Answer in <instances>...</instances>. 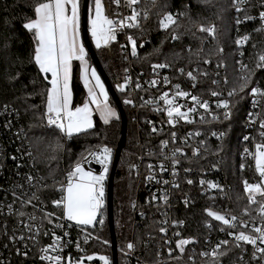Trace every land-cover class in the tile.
I'll use <instances>...</instances> for the list:
<instances>
[{"label":"trees","instance_id":"trees-1","mask_svg":"<svg viewBox=\"0 0 264 264\" xmlns=\"http://www.w3.org/2000/svg\"><path fill=\"white\" fill-rule=\"evenodd\" d=\"M45 1L0 0V126L3 132L4 126L11 127V131L2 137L6 152L0 157V166L5 157L8 164L0 168V197H12V187L18 189V172L28 168L35 180L32 185L26 183V180L20 183L23 187L37 192L48 203V199L56 198L53 186L61 180L63 173L90 151L104 145L112 148L115 154L121 137V120L113 118L105 124L93 113V128L71 138L55 128L46 126L44 112L50 76L48 73H41L33 62V33L23 28L24 23L35 18V5ZM104 3L109 12L113 13L115 6L111 0H104ZM140 7L142 11L148 10V18L142 19L141 27L129 29L128 32L138 41L146 38L148 41L140 46V57L135 61V65L146 68L151 62L164 61L174 70L181 66L184 70L194 71L198 68L200 72L207 71L206 78L199 76L196 91L205 98H212L210 90L222 92L223 98L231 103V115L228 119L223 115H219L215 120L208 117L205 122L194 125L203 129L200 135L194 136L200 154L193 156L188 148L182 155L179 184L171 190L173 198L166 209L154 206L153 203L147 204L145 198L148 192L143 187L142 177L138 176V167L143 165L140 158L147 147L154 148V153L159 154L160 142L170 131L163 127L153 132L148 119L155 118L154 114L143 105L136 110L135 107L125 104L129 94L117 89V84L122 82L124 75L125 62L119 51V41L123 40L124 35L117 33V40L112 41L109 46L97 48L91 43L126 114L128 124L127 139L118 158L112 186L116 261L117 264H128L125 259L126 243L133 239L134 253L141 259L139 264H214L213 257L200 255L206 249L203 237L211 233L212 230L207 228L209 225L214 226L215 231L219 225L225 226L208 217L207 210L235 212L242 220L252 219L256 222L262 219L254 212V208L248 205L241 183L244 176L251 174L250 166L245 164V167L241 168L242 160L236 155L242 145L240 137L245 131V114L251 106L252 97L244 93L228 97L227 93L234 87L239 92L237 60L256 72L253 86L255 81L259 80L260 87L264 89V69L255 67V57L264 52V33L258 31L261 26L258 18L236 24V19H242L243 13L235 11L232 0H155L154 5L151 0H144ZM245 7L254 17L264 10L260 7V0H251V4ZM164 13L184 14L179 16L176 25L162 30L158 18ZM201 26H214L215 38L201 32ZM173 34H178L179 39H171ZM244 35H249L250 40L243 48L238 49L235 40ZM205 60L209 63H204ZM78 63V60L72 62L73 106L80 104L85 98ZM213 80L218 83L213 84ZM129 115H136L135 122H130ZM221 132L224 133L223 137L213 135ZM9 153L15 154V158L11 159ZM19 157L23 160L15 166L14 163ZM189 178L193 183H188ZM200 179H218L222 191H204V184L200 183ZM38 182L46 186L40 187ZM244 210H247V215ZM162 217L182 220L178 227L181 234L174 236L173 240L194 241L184 246L183 253L172 245H167L164 236L159 233V221ZM101 220L103 223H99ZM10 221L11 219L7 220L9 224ZM3 227L0 231V244L8 245L12 255L11 261L6 264H38L36 246H32L30 250L18 239L10 241L8 232L11 233V227L6 226V221ZM232 230L244 231V228L237 223V228ZM88 235L90 241L86 244L85 253L104 255L108 258V264H112L106 207L90 228ZM41 237V240L46 239L43 235ZM229 241L228 245L221 248L226 255L220 256L215 264H260V259H253L245 246L236 248L235 242ZM16 248H19L21 253H17ZM91 264H100V261L95 259Z\"/></svg>","mask_w":264,"mask_h":264},{"label":"snow or ice","instance_id":"snow-or-ice-1","mask_svg":"<svg viewBox=\"0 0 264 264\" xmlns=\"http://www.w3.org/2000/svg\"><path fill=\"white\" fill-rule=\"evenodd\" d=\"M143 0H111V3L117 5V11L114 13L119 19H112L110 15L113 13L109 12L107 5L104 0H93L92 4L88 8V31L91 38L97 48L101 46H107L110 42L116 40V34L118 31L124 29H136L141 27L142 19L148 18V10H141L140 4ZM154 5L155 0H151ZM233 7L237 13H243V18H237L236 24H243L245 21H251L257 19V17L249 14L246 5L251 4V0H232ZM124 7L130 10V13L126 16H121L119 13V8ZM260 7L264 8V0H260ZM80 0H46V2H38L34 7V19H29L23 24V28L27 31L33 33L34 40V54L32 56L33 62L38 66L41 73H50L51 80L48 83L51 85L47 89V101L44 112V119H46V126L49 128H55L61 132L64 136L71 138L74 135L83 133L93 128V120L90 112V104L96 106V111L99 112L100 118L105 124L109 123L111 119L118 118L116 111L108 103V93L105 91L104 84L101 82L100 77L97 75L95 69H92L89 75L87 60L85 52V47L79 42L80 36ZM184 13H164L158 18L159 27L162 30H168L172 26L177 24V20L180 15ZM258 18L261 21V28L258 31H264V10H261L258 14ZM201 32H207L210 36L215 38V27H204L201 26L199 29ZM171 39H179L178 34H173ZM250 36L244 35L235 40V44L238 49L243 48L244 45L249 42ZM128 44L131 45V55L136 57L137 52V41L134 36L127 37ZM142 47V45H140ZM123 47V46H122ZM255 47V45H254ZM127 51V49H125ZM243 55V52H241ZM78 60L81 63V79L84 81V86L88 89L89 101L85 102L82 107L71 108V93L69 89V81L72 73V62ZM256 69H264V52L257 54L255 57ZM204 63H209L205 60ZM239 64L238 72L239 76L237 79V88L234 87L231 91H228V97H233L239 93H244L246 96L252 97V107L259 108L261 111L259 113H249L250 116H259V119L255 121L259 125L261 131V137L264 138V89L260 87L259 80L255 81V86H253V78L256 76V72L249 69L248 65L241 62ZM223 65H218V67ZM170 67L168 64H153V72L156 73L157 69H162ZM180 73H184V69H179ZM194 71L197 74H194ZM194 71L187 72V78L193 81V88L196 87L198 83L199 76L207 77V71L200 72L197 68ZM127 73V69H125ZM129 78L125 76V84H117L119 91H125L126 85L129 83ZM160 81L153 79L150 81V86L154 87L159 84ZM165 85L171 83L170 78L165 76L163 79ZM213 84H217L218 81L213 80ZM227 84V80H225ZM142 85L136 83V89H141ZM175 94L173 98H169V93L164 92L160 97L166 106L165 109H158L160 111H166L168 117L167 123L169 125L175 126L180 120H183L187 124H193L196 121L192 119L193 116L199 114V110L207 115H211L212 119H217V116L210 109V101L203 100L200 96L195 95L191 92L181 90L180 84L174 85ZM210 95L217 98L216 108L224 110V118L228 119L231 115V103L228 99L223 98L222 92L215 90H210ZM190 97L192 104L190 106L180 105L177 103V98H188ZM102 98V99H101ZM125 104H131L133 101L131 99H126ZM147 104L153 103V101H145ZM186 110H182L185 108ZM205 116L200 117V121L203 122ZM153 132L157 129L153 127ZM200 133L190 132L188 133L184 143L194 136H198ZM213 135H218L223 137L224 133H213ZM178 139L177 133H171V142L175 143ZM245 139H248L245 137ZM170 141L164 140L161 142V150L165 149ZM202 143V142H201ZM255 148L257 151L253 154V159L255 160V172L258 174V181L249 182L248 180L243 181L244 192L248 194L247 200L248 205H258L259 214L262 217V223L260 226L252 225L250 232H245L243 230L236 233L227 232V235L233 237L236 248H242L243 244H249L254 246L255 251L253 252V259H256V253H260L264 256V200H258L257 196L264 197V143L256 144ZM247 151V150H246ZM177 153H183V149L180 147L175 148L172 151V157L175 158ZM193 156H198L200 154V149H192ZM90 156L95 157L96 161L101 164L102 171L99 175L94 174L91 170H85L82 167L81 162H76L72 168L67 172L66 183L60 187V191L63 193L61 199L53 201V204L57 207L62 206L63 215L62 218L67 221H74L77 226L80 225H91L97 219V214L104 204V180L108 172V162L111 160V149L108 147H103L102 149L89 153ZM168 159V156H164ZM180 161L178 159L171 160V166L175 168ZM149 165V168H152ZM241 165V168H244ZM168 167L161 165V171H167ZM152 177H148L151 179ZM35 178L28 176V183L31 185ZM165 184L168 183L167 180L164 181ZM189 184L193 183L192 180L188 181ZM201 181V184H204ZM178 186V185H176ZM208 189H222L216 183L209 182L207 185ZM163 199L167 202V194L165 193L163 197H157L153 195L152 200ZM39 200V196L35 193L29 198L26 203L31 204L32 200ZM187 203V201L185 202ZM11 209V205H9ZM207 216L212 220L221 222L224 228L236 229L237 222L239 218L236 215L221 214L215 210H207ZM247 215V210L244 212ZM20 216H24L23 212L19 213ZM51 213H46L44 219H49ZM35 219V217H31ZM49 223L51 220L49 219ZM103 223V221H99ZM211 227V225H209ZM29 230H31L30 226ZM62 227V225H58ZM241 228H248L249 222L242 221L240 223ZM161 232H165L166 229L163 227L160 229ZM255 233V235L251 234ZM68 233H65L67 236ZM178 235V234H177ZM34 238V237H33ZM85 243L87 238H85ZM168 241H166L167 243ZM194 241L188 239H179L176 241V248L180 250L181 253L185 251V245L193 243ZM230 243L229 240H221L211 249L209 252H202V256L213 257L214 264L220 256L226 255V252L221 251L223 246ZM59 245V238L54 239L53 247ZM79 247V244H77ZM129 253L134 250L135 245L129 242L126 245ZM44 254L41 255L40 259L48 260L49 262L55 261V264H60L61 256L57 253L55 256L47 255L48 249L41 250ZM171 251V250H170ZM88 260H92V256L87 257ZM104 260V264H108L106 258L101 257ZM70 264V262H69ZM77 264H81L77 261Z\"/></svg>","mask_w":264,"mask_h":264},{"label":"built area","instance_id":"built-area-1","mask_svg":"<svg viewBox=\"0 0 264 264\" xmlns=\"http://www.w3.org/2000/svg\"><path fill=\"white\" fill-rule=\"evenodd\" d=\"M144 2V0H143ZM141 5V4H140ZM114 11L113 15H110V18L112 19H119L118 16H116L114 13L117 11V5L114 4ZM140 7V6H139ZM141 9V7H140ZM119 13L121 16H126L130 13V10L128 8L121 7L119 8ZM259 14V13H258ZM258 18V15H257ZM259 20V18H258ZM260 21V20H259ZM261 23V21H260ZM212 27V26H207ZM261 28V26H260ZM129 29H124L122 31H118L117 33H122L124 35L123 40L119 41V51L122 54V57L125 62V67L123 68V80L120 84H125V76L129 78V83L125 87V92L129 94L130 97L127 99H131L133 103L129 104L131 107H135L137 110L141 105L143 107H146L149 112L154 114L155 118H152L150 120V117L148 119L149 126L151 129L155 127L158 130L160 128H167L170 131V134L164 138V140L170 141L168 146L160 151L159 154L154 153L155 149L152 147H147L143 154L141 155L140 161H143V165L138 167L139 172L138 176L142 177V183L143 187L146 188L148 195L145 198V202L148 204L153 203L154 206H160L162 209H166L167 205L170 204L173 195L171 193V190L173 188H176L179 184V168L182 165L180 159L182 155H184L188 148H190L191 152L193 148H198L199 146L197 144V141H195L194 137L188 140L187 143H184L188 133L190 132H196L198 131L200 134L202 133L203 129L199 127H195L194 125L197 123H203L206 121L208 117L212 118L211 115H207L203 112V110H199V114L192 117L193 120L196 122L193 124H187L183 120H180L175 126L169 125L167 123V115L166 111H160L158 109H165L166 106L164 105L163 101L160 100V97L163 95L164 92L169 93V98H173L175 94V88L174 85L180 84L181 90L191 92L195 95L200 96L203 100L210 101V109L211 111L219 117V115L224 116V110L217 109L216 103L217 98H205L201 93L196 91V87L193 88V81L187 78V72L193 71V70H184V73L181 74L179 69H183L181 66L177 67L175 70L171 67H166L162 69H157L156 73L153 72L152 65L153 64H167V62L160 61V62H151L149 63L148 67L143 68L141 66H136L135 61L139 60L140 57V45H144L145 42L148 41V38L144 40H137L136 37L128 32ZM131 30V29H130ZM264 33V31H262ZM207 33V32H206ZM208 34V33H207ZM209 35V34H208ZM128 36H134L135 40L137 41V52L138 55L136 57H133L131 55V45L128 44L127 37ZM116 40H117V34H116ZM123 46V47H122ZM127 49V51H125ZM240 56V54L238 55ZM239 60H237L238 62ZM238 64V63H237ZM169 65V64H168ZM239 65V64H238ZM239 68V67H238ZM125 69H127V73L125 72ZM174 70V75H172V71ZM194 74L196 72L194 71ZM167 76L170 78L171 83L165 85L163 83L164 77ZM153 79H157L160 81L159 84L152 87L150 86V81ZM140 83L142 85L141 89H136V83ZM197 85V84H196ZM253 99V98H252ZM252 99H251V106L248 109V111L245 114V131L240 137V141L242 142L241 147L237 151V158L242 160V165L248 164L250 166L251 174H248L243 177L241 180V183L243 185L244 180H248L249 182H256L258 181L259 177L258 174L255 172V160L253 159V154L257 151L255 148L256 144L264 143V138L261 137V129L259 128V125L255 123L257 119H259V116H250L249 113H259V108H253L252 107ZM153 101L151 104L145 103V101ZM143 102V103H141ZM177 103L180 105H186L190 106L192 104V101L190 97L188 98H177ZM182 110H186L185 108H182ZM7 111V110H6ZM13 113V111H12ZM134 116V121L136 120V115ZM205 116V120L203 122L200 121V117ZM10 120V119H9ZM5 123V122H4ZM5 131L1 129L0 126V157L4 155L6 152V147L4 146V142L2 140L3 134L8 133L11 131L10 126H4ZM176 132L178 139L175 143L171 142V133ZM247 137L248 139H245ZM161 142H160V149H161ZM103 146H100L91 152H96L100 149H102ZM108 147V146H106ZM180 147L183 149V153H177L176 157H172V151ZM111 149V160L108 162V172L106 174L105 180H104V204L103 207L100 209L97 219L100 218V215L102 213V210L106 207V189H107V182L109 177V170L112 165V161L114 158V151ZM247 150V151H246ZM88 154H86L83 159L80 161L82 163V167L85 170H91L94 174L99 175L101 173L102 166L100 163H98L95 159V157H92ZM28 155V154H27ZM168 156V159H165L164 156ZM9 157L11 159L15 158V154L9 153ZM17 158V157H16ZM144 158V159H143ZM172 159H178L180 161L179 164L173 168L171 166V160ZM22 158L19 157L15 161V166H18L22 162ZM246 162V163H245ZM6 157L2 161V165L0 168H4L7 165ZM93 165H96L97 168L93 167ZM149 165H152V168H149ZM161 165H165L168 167L167 171H161ZM142 169V171H141ZM70 170V169H69ZM65 171L64 175L62 176L61 180L53 187H55L56 192V198L55 199H48V203L46 202V199L44 197H40L37 192L31 191L22 185L20 182L25 181L28 183L27 177L32 176L35 178V176L32 174L31 170H28V168L23 169V171H19L18 173V189H14L12 187V193L10 196L11 198H7L6 196L0 197V211H1V218L0 222L2 225H0V231L1 229H4L3 223L9 228L11 227V233L8 232L10 241H14L15 239H18L22 242V245H25L26 248L32 250V246H36V255H37V262L38 264H55V261L49 262L48 260H41L40 257L44 253L41 251L42 249L47 248L48 252L47 255L49 256H55L57 253L61 256L60 264H66L67 262H70V264H75L77 261H80L81 259L84 262H87V264H91L95 258H93V254L85 253L86 252V244L90 241L89 240V232L90 228L94 226L96 221L88 226H77L74 221H67L66 219L62 218L63 210L62 206L57 207L53 204V201L61 199L63 193L59 190L62 185L66 183L67 179V172ZM148 177H152L151 179H148ZM13 180V179H12ZM35 180V179H34ZM33 180V181H34ZM167 180L168 183L165 184L164 181ZM191 180V178H189ZM32 181V183H33ZM201 181H204V191L206 192H214L216 190L220 189H211L209 190L207 185L209 182L216 183L219 186L221 185L218 179H211L210 181H205L204 179H200ZM39 183V182H38ZM29 184V183H28ZM32 185V184H31ZM40 187L46 186L44 183H39ZM11 186V184H10ZM1 188V187H0ZM222 189V186H220ZM221 191V190H220ZM35 193L37 196H39V200H32V203H26V201L32 197V194ZM167 194V202L165 203L164 200L157 199L152 200L153 195H156L157 197H163L164 194ZM246 197L248 196L247 193ZM12 199V200H10ZM258 200H264V197L257 196ZM136 201H134L135 205ZM248 203V200H247ZM9 205H11V209H9ZM136 206V205H135ZM254 209V212L256 214H259L258 205H251ZM160 208V210L162 211ZM23 212L25 215L20 216L19 213ZM219 212V211H218ZM245 212V210H244ZM46 213H51L52 215L49 217L51 220V223H49V219H44V216ZM221 214H227V215H235V212H229V213H223ZM251 215V213H249ZM237 216V215H236ZM9 217V218H8ZM31 217H35V219H31ZM238 217V216H237ZM239 218V217H238ZM11 219L10 224L7 222V220ZM242 221H248L249 227L244 228L245 232H250V229L253 224L256 226H260L262 223V219H259L258 221H252V219H246L238 220V225ZM221 223V222H219ZM182 224V220H178L177 218H171V217H162L159 221V233L164 236L165 242L168 241L167 245H172L174 249L176 248V241L173 240L174 236H177V234H181L179 230V226ZM218 224V223H217ZM58 225H62V227H58ZM30 226L31 230H29ZM218 229L215 231L214 226L211 225L208 226V229H211V233L204 236V242L206 248L203 250V252H209L211 249L221 240H232L234 241L233 237H230L227 235V232H233L236 233L237 231H234L232 229H225L222 231L221 229L224 228L221 225H219ZM166 229L165 232H161V228ZM43 233V234H42ZM65 233H68L67 236H65ZM1 234V233H0ZM255 235V233H251ZM43 238L45 236V240H41L42 236ZM34 237V238H33ZM59 238V244H62L63 247H59V245H56L53 247L54 239ZM85 238H87V242L85 243ZM1 239V235H0ZM191 240V239H188ZM193 241V240H192ZM132 242L134 244V240L131 239L127 241L126 245ZM235 242V241H234ZM236 243V242H235ZM77 244H79V247H77ZM243 246L246 247V251L248 250L249 253L253 256V252L255 251L254 246L249 244H243ZM260 247H264V245H260ZM69 249V250H68ZM203 249V248H202ZM16 252H20L21 250L19 248H16ZM23 255L25 252L22 253ZM260 253H256L257 259H260V264L264 262V258H260ZM92 256V260H88L87 257ZM11 249L8 247V245L2 246L0 244V264H6L11 261ZM130 258V259H128ZM126 261L128 264H139L140 260L134 253V250L129 253V250L126 251ZM262 262V263H261Z\"/></svg>","mask_w":264,"mask_h":264},{"label":"water","instance_id":"water-1","mask_svg":"<svg viewBox=\"0 0 264 264\" xmlns=\"http://www.w3.org/2000/svg\"><path fill=\"white\" fill-rule=\"evenodd\" d=\"M87 6H88V0H83L82 5H81V35H82V40L86 46V49L98 71L100 74L103 82L105 83V86L107 90L109 91L112 99L114 100L118 110H119V115L121 118V139L118 142L117 148L115 149V154H114V159L112 162L111 170L109 173L108 177V182H107V192H106V212H107V222L111 231V246H112V264H117L116 261V241L114 237V232H113V221H112V181H113V174L115 171V168L118 163V158L120 155L121 148L124 143L125 139V117L124 113L122 111L121 104L119 103L118 97L116 96V93L112 87V84L109 80V78L106 76L104 71L101 68V65L95 55L93 46L90 42L89 36H88V31H87ZM93 167L97 168L96 165H93Z\"/></svg>","mask_w":264,"mask_h":264},{"label":"rangeland","instance_id":"rangeland-1","mask_svg":"<svg viewBox=\"0 0 264 264\" xmlns=\"http://www.w3.org/2000/svg\"><path fill=\"white\" fill-rule=\"evenodd\" d=\"M82 1L83 0H80V4L82 5ZM46 2V1H45ZM92 2H93V0H88V6H87V31H88V8H89V6L92 4ZM88 35H89V37H90V42L95 46V44H94V42H93V40H92V38H91V35H90V33H89V31H88ZM79 42L80 43H82L83 45H84V47H85V52L87 53V55H86V60H87V66H88V71H89V75H90V72H91V70L92 69H95L96 70V72H97V75L100 77V79H101V82L104 84V87H105V91L108 93V103H109V105L116 111V113H117V117L118 118H114V119H119L120 118V115H119V110H118V108H117V106H116V104H115V102H114V100L110 97L111 95H110V93H109V91L107 90V88H106V86H105V83L103 82V80H102V78H101V76H100V74L98 73V71H97V69H96V67H95V65H94V63H93V61H92V59H91V57H90V55H89V53H88V51H87V49H86V46H85V44H84V42H83V40H82V35H81V8H80V36H79ZM111 43V42H110ZM110 45V44H109ZM109 45H107V46H109ZM96 47V46H95ZM96 55V54H95ZM97 57V56H96ZM98 59V58H97ZM98 61H99V59H98ZM79 63V65H78V71H79V78H80V81L82 82V85L84 86V81L81 79V63H80V61H78ZM99 63H100V61H99ZM100 65H101V63H100ZM238 65V64H237ZM101 68H102V65H101ZM102 70H103V68H102ZM104 71V70H103ZM104 73H105V71H104ZM106 74V73H105ZM107 76V75H106ZM108 77V76H107ZM69 89H70V81H69ZM118 89V88H117ZM84 90H85V98H84V100L80 103V104H77V105H75V106H73V105H71V103H70V107L71 108H76V107H82L83 106V104L85 103V102H87V101H89V96H88V89L84 86ZM70 93H71V89H70ZM117 96V95H116ZM102 99V98H101ZM119 100V99H118ZM119 103H120V101H119ZM89 107H90V112H91V116H93V113L94 114H96L99 118H100V115H99V112L98 111H96V106L94 105V104H90L89 105ZM122 107V106H121ZM122 111H123V109H122ZM123 113H124V111H123ZM124 117H125V139H127V132H126V128H127V119H126V114L124 113ZM129 117H130V122L131 121H134V116L133 115H129ZM92 120H93V117H92ZM100 120L103 122V120L100 118ZM120 120H121V118H120ZM135 122V121H134ZM129 131V133H130V130H128ZM128 138H130V134L128 135ZM120 139H121V137H120ZM119 139V140H120ZM125 139H124V143H125ZM138 140H139V137H138ZM124 143H123V146H124ZM118 145V144H117ZM123 146H122V148H123ZM117 148V147H116ZM122 148H121V150H122ZM121 152V151H120ZM83 158H81L78 162H80L81 160H82ZM114 159V158H113ZM113 162V161H112ZM112 166V165H111ZM117 167V166H116ZM71 169V168H70ZM67 170H69V169H67ZM66 170V171H67ZM111 170V169H110ZM115 170H116V168H115ZM115 172V171H114ZM109 173H110V171H109ZM63 175H64V173H63ZM113 179H114V174H113ZM112 186H113V181H112ZM98 215V214H97ZM112 221H113V217H112ZM95 222V221H94ZM93 222V223H94ZM82 226H85V225H82ZM88 226V225H87ZM109 226V225H108ZM110 229V228H109ZM113 232H114V229H113ZM110 235H111V231H110ZM114 237H115V234H114ZM116 241V240H115ZM93 258H95V259H97V260H99L100 261V264H104V260H101L100 258L101 257H104V258H106L107 259V261H108V258L107 257H105L104 255H101V254H98V253H94L93 255ZM116 257H117V250H116ZM80 262H81V264H87V262H84L82 259L80 260ZM66 264H69V262H67ZM75 264H77V262L75 263Z\"/></svg>","mask_w":264,"mask_h":264},{"label":"crops","instance_id":"crops-1","mask_svg":"<svg viewBox=\"0 0 264 264\" xmlns=\"http://www.w3.org/2000/svg\"><path fill=\"white\" fill-rule=\"evenodd\" d=\"M48 74H49L50 80H51V74L50 73H48ZM50 87H51V85H50ZM70 89H71V78H70ZM71 105H72V92H71Z\"/></svg>","mask_w":264,"mask_h":264}]
</instances>
